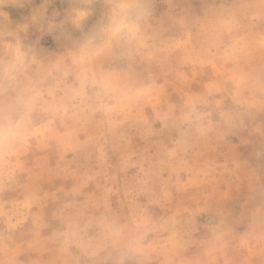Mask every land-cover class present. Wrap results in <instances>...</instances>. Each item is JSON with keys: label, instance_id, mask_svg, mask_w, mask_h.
I'll use <instances>...</instances> for the list:
<instances>
[{"label": "clouds", "instance_id": "1", "mask_svg": "<svg viewBox=\"0 0 264 264\" xmlns=\"http://www.w3.org/2000/svg\"><path fill=\"white\" fill-rule=\"evenodd\" d=\"M0 264H264V0H0Z\"/></svg>", "mask_w": 264, "mask_h": 264}]
</instances>
